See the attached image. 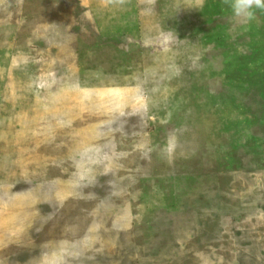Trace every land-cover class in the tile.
<instances>
[{"label": "rangeland", "instance_id": "374dc122", "mask_svg": "<svg viewBox=\"0 0 264 264\" xmlns=\"http://www.w3.org/2000/svg\"><path fill=\"white\" fill-rule=\"evenodd\" d=\"M198 2L0 0V264H264V11Z\"/></svg>", "mask_w": 264, "mask_h": 264}, {"label": "clouds", "instance_id": "9594fccd", "mask_svg": "<svg viewBox=\"0 0 264 264\" xmlns=\"http://www.w3.org/2000/svg\"><path fill=\"white\" fill-rule=\"evenodd\" d=\"M181 6L189 9H202L204 7V0H199L195 5L187 4ZM181 6L177 7L175 14ZM225 6L232 18L233 29L237 27L246 28L256 20L258 12L264 11V0H225Z\"/></svg>", "mask_w": 264, "mask_h": 264}, {"label": "trees", "instance_id": "16d2710c", "mask_svg": "<svg viewBox=\"0 0 264 264\" xmlns=\"http://www.w3.org/2000/svg\"><path fill=\"white\" fill-rule=\"evenodd\" d=\"M239 62L235 65V69H237V72L235 73L240 75L237 80H240V78H242L243 80L255 82L256 84L264 83V59L260 52L255 55H252V59L250 61L240 59ZM238 135L241 139L242 132L239 131Z\"/></svg>", "mask_w": 264, "mask_h": 264}]
</instances>
